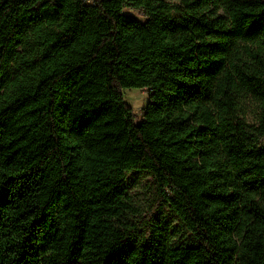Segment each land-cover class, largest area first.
<instances>
[{
    "label": "trees",
    "instance_id": "trees-1",
    "mask_svg": "<svg viewBox=\"0 0 264 264\" xmlns=\"http://www.w3.org/2000/svg\"><path fill=\"white\" fill-rule=\"evenodd\" d=\"M0 264H264V0H0Z\"/></svg>",
    "mask_w": 264,
    "mask_h": 264
},
{
    "label": "rangeland",
    "instance_id": "rangeland-1",
    "mask_svg": "<svg viewBox=\"0 0 264 264\" xmlns=\"http://www.w3.org/2000/svg\"><path fill=\"white\" fill-rule=\"evenodd\" d=\"M93 1L88 0V3ZM124 12L141 18L137 11L125 9ZM124 99L139 119L144 108L150 102V92L140 89L126 90L124 91ZM125 193L128 196L127 203L131 209V211H127L130 215V221L141 225L137 231L138 239H141L148 224L167 225L169 231L173 232L172 237L176 244L190 243L189 235L182 229L170 209L161 202L156 183L151 175L145 172L131 174L126 183Z\"/></svg>",
    "mask_w": 264,
    "mask_h": 264
}]
</instances>
